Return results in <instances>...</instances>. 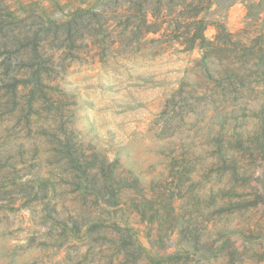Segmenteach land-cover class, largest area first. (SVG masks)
Instances as JSON below:
<instances>
[{
	"label": "rangeland",
	"instance_id": "rangeland-1",
	"mask_svg": "<svg viewBox=\"0 0 264 264\" xmlns=\"http://www.w3.org/2000/svg\"><path fill=\"white\" fill-rule=\"evenodd\" d=\"M231 1L0 0V264H264V34Z\"/></svg>",
	"mask_w": 264,
	"mask_h": 264
},
{
	"label": "trees",
	"instance_id": "trees-1",
	"mask_svg": "<svg viewBox=\"0 0 264 264\" xmlns=\"http://www.w3.org/2000/svg\"><path fill=\"white\" fill-rule=\"evenodd\" d=\"M235 0L231 1L230 4H233ZM247 2V9H248V16H247V25H255L256 29H260V31L264 34V0H261L260 2H257L256 0H245ZM197 8L196 13L191 17L190 20V27L191 30V37L189 38L190 41L186 45V50L192 51L195 49H199L203 52V61L207 60L208 53H209V47L213 44L210 41L207 40L205 36V31L208 27V22L206 21V18L201 15L202 11L198 10V6H195ZM150 12H145L143 14V17H145V25L147 26V31L150 32L151 30H154L155 23H151L148 16ZM218 19H214L211 23L217 30H218V36L217 39L221 38V35L225 33L224 37L232 39V35L230 33H227L226 26L224 22V16L217 13ZM156 21H159V17L154 15L153 16ZM166 23V22H165ZM161 27H159L156 32H160L162 29H164V23L159 24ZM169 32V29H165V33L163 37H166V33ZM223 44V43H221Z\"/></svg>",
	"mask_w": 264,
	"mask_h": 264
}]
</instances>
